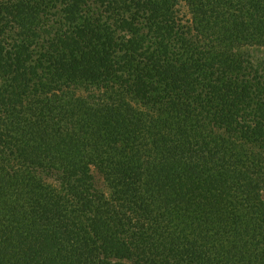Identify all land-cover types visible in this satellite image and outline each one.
Instances as JSON below:
<instances>
[{
    "label": "trees",
    "instance_id": "trees-1",
    "mask_svg": "<svg viewBox=\"0 0 264 264\" xmlns=\"http://www.w3.org/2000/svg\"><path fill=\"white\" fill-rule=\"evenodd\" d=\"M264 0H0V264H264Z\"/></svg>",
    "mask_w": 264,
    "mask_h": 264
},
{
    "label": "rangeland",
    "instance_id": "rangeland-1",
    "mask_svg": "<svg viewBox=\"0 0 264 264\" xmlns=\"http://www.w3.org/2000/svg\"><path fill=\"white\" fill-rule=\"evenodd\" d=\"M258 57L264 58V51H261V52L258 54Z\"/></svg>",
    "mask_w": 264,
    "mask_h": 264
}]
</instances>
